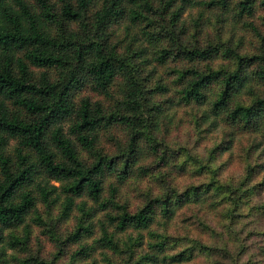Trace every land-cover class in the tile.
I'll return each mask as SVG.
<instances>
[{
  "label": "trees",
  "instance_id": "16d2710c",
  "mask_svg": "<svg viewBox=\"0 0 264 264\" xmlns=\"http://www.w3.org/2000/svg\"><path fill=\"white\" fill-rule=\"evenodd\" d=\"M127 1L130 8L126 0H0V256L5 255L6 248L25 247L30 231L26 220L36 211L38 201L48 210L59 204L60 214L66 218L80 199L78 207L89 219L110 207L116 212H106L108 225H114L118 231H138V237L129 236L121 247L114 233L103 226L105 221L99 220L101 236L96 242L116 257L105 254L107 264H173L214 255L225 259L221 261L226 264H241L239 253L233 255L227 245L208 246L195 239L189 240L190 246L174 253L167 252V236L154 235L146 250L141 246L140 231L149 228L156 209L168 219L181 201L201 200L202 193L195 191L191 200L189 196L184 200L179 195L173 199L166 194L131 212L116 201V188L111 187L109 196H103V185L108 174H115L118 183H124L135 166L140 173L145 169L138 164L143 141L150 142L154 157L159 155L151 127L167 104L173 108L196 105L204 107L203 121L226 128L229 137L241 133L259 137H253L245 151L244 177L238 185L216 179L211 184L231 204L226 208L230 226L239 222L235 211L243 205L252 210L249 215L264 216V200L249 205L252 198L264 192V180L253 182L264 171V92H258L256 87L264 85V48L250 56L241 55L228 45L222 55L235 62L233 69L200 71L192 62L213 58L218 46L193 47L183 40L184 32L175 28L182 9L192 0H181L175 12L176 4L170 0L156 9L149 0ZM230 3L231 0H209L208 7L220 5L226 9ZM96 4L98 8L92 13L91 7ZM256 4L264 6V0H238L239 20L251 17ZM126 14L132 24L146 21L145 33L148 31L149 36L168 42V47H162L156 56L158 65L164 66L168 58H173L175 64L185 63L183 69L172 70L173 85L177 87L173 95L168 96L171 89L163 83L148 87L149 74L144 73L150 61L143 49L132 51L129 42L122 52L109 40L107 29ZM151 14L159 17L158 31L153 30L157 25ZM262 22L264 25V16ZM247 25L259 35L253 24ZM260 41L264 45V35ZM32 68L42 71L36 75ZM118 78L122 79V95L108 108L89 97L76 103L75 94L86 85L96 93L110 96ZM212 84L218 87L210 93ZM155 94L162 97L161 102L152 100ZM117 124L125 127L127 139L124 144L118 143L115 155H109L99 149V134ZM12 139L17 144L9 153ZM223 143L228 144L229 140L210 151L211 159L216 158V150L226 147ZM80 151L91 153L93 158L84 160ZM163 157L160 159L167 165L169 157L165 153ZM50 181L60 183V192ZM86 199L97 205L93 213L91 207H86ZM33 219L36 224H43L40 215ZM89 227L83 226L82 221L67 241H78ZM19 228L22 236L16 233ZM49 229L51 232V226ZM260 234L264 241V232ZM87 247L81 246L78 253L86 255ZM257 251L264 255V244ZM252 257L254 254H250L248 261L252 262ZM30 261L46 264L38 257ZM28 262L23 259L22 264Z\"/></svg>",
  "mask_w": 264,
  "mask_h": 264
},
{
  "label": "rangeland",
  "instance_id": "374dc122",
  "mask_svg": "<svg viewBox=\"0 0 264 264\" xmlns=\"http://www.w3.org/2000/svg\"><path fill=\"white\" fill-rule=\"evenodd\" d=\"M149 1L154 9L167 2V0ZM170 2H174L173 5L176 4L173 6L174 12L182 4L181 0H170ZM208 2L209 0H192L191 3L184 6L175 23V28L184 32L183 40L189 45L199 49H206L209 45L218 46V52L212 55L213 58L194 60L192 64L195 68L205 72H208L209 69H233L235 62L222 55L228 45L241 55L251 56L262 52L264 45L261 43L260 37L264 35L263 5L256 4L251 17L244 16L239 20L236 6L238 0H231L226 9L220 5L209 8ZM130 4L126 0L127 8L131 7ZM134 7L140 9L139 6ZM97 8L98 4L93 5L91 12L93 13ZM151 16L157 25L153 30L158 31L161 28L158 25L159 17L152 14ZM247 24H253L259 35H256ZM146 29H148L146 21L132 24L126 14L123 19L107 29V35L119 51H125L129 42L133 49L130 50L143 49L150 61L144 73L145 75L149 74L148 87L152 88L156 82L166 84L171 89L168 96H171L177 88L173 85L175 74H172V70L185 66V63L182 61L175 64L173 58H168L169 61L164 66L158 65L156 56L162 47H168V42L156 36L152 38L147 33L148 31L145 33ZM149 37L151 38L149 39ZM187 64L188 62L186 66ZM32 69L36 75L42 71V69ZM150 70H152V74H150ZM50 74L53 76L55 72L52 71ZM217 87V84H212L209 92H214ZM256 87L258 92H264V85L260 84ZM121 88H123L121 78H118L114 83L110 90V96L96 93L90 89L89 85H86L75 94V101L79 103L82 97H89L92 101L101 102L104 108H108L121 98ZM152 100L161 102L162 97L155 94ZM245 100H248V97ZM167 105L168 107L162 110V114L153 119L151 127L152 136L157 140L156 148L159 155L154 157L150 153V142L143 141L141 143L143 150L138 164L145 169L140 173L137 169L139 167L135 166L136 169L124 183H118L115 174L106 175L103 196L108 197L110 188H116V201L121 205L124 204L129 211L134 212L149 200L164 197L166 194L172 196L173 199L179 195L180 199L184 200L186 196H189V200H191L195 191L202 193L201 198L203 199L201 200L181 201L168 219L163 217L159 208L156 209L154 220L150 223L149 228L140 231L141 246L146 250L148 243L154 241V235L157 237L167 236L170 241L166 244L169 249L167 252L174 253L190 246L189 240L195 239L208 246L227 245L233 255L239 253L238 258H241V264L250 262L248 261L250 254H254V257L251 258L252 262L249 264H264V255L257 251L258 246L264 244L263 236L260 234L264 232V216L257 218L249 215L252 210L243 205L235 211L236 219L239 222L230 226L226 208L231 207V204L226 203L221 198L223 192L215 191L211 184V180L216 179L221 183H231L236 186L243 180L245 151L256 135L241 133L229 137L226 128L216 127V125L210 124L209 120H202L201 113L204 107L192 105L173 108L169 104ZM99 135V149L101 148L109 155H115L118 143L124 144L127 139V132L121 124H117L107 131H101ZM255 138L259 139L258 136ZM223 140H229V143H223V146L226 147L216 150V158L211 159L210 151ZM16 144L17 141L12 139L7 152L13 153ZM80 153L84 160L88 161L93 158L91 153L84 151H80ZM164 153L169 157L167 165L163 164L160 159ZM261 180H264V171L260 172L253 182H261ZM50 183L56 185L60 192L59 182L50 181ZM166 183L172 188L165 189ZM34 193L37 195V192ZM259 200H264V192L252 198L249 205L259 204ZM85 201L86 207H91V213L98 208L89 199ZM75 202L77 205L73 206L66 218H63L60 214L59 204L48 210L42 201H38L36 211L31 212L26 220L30 231L25 247L6 248L5 255L0 256L2 261L0 264H22L23 259H28L29 262L26 264H36L30 261V258L33 257H38L46 264H107L104 259L105 254L112 258L116 257L109 249L96 242L101 236L99 220L105 221L103 226L114 233L115 239L121 247L129 236L138 237V231L133 228L118 231L114 225H108L105 214L107 211L115 214V209L107 207L105 210H99L92 219H89L88 215L83 214L78 207L80 199ZM36 215L41 216L43 224H36L37 221L33 219ZM82 221L83 226H90L88 231L82 233L83 236L78 241H67L68 236L78 228ZM50 226L51 232H49ZM16 233L22 236V228H19ZM81 246H88V252L85 249L86 255L78 253ZM221 260H223L221 257L214 255L209 258L205 256L202 258L193 257L188 261L173 264H221L226 261L225 259Z\"/></svg>",
  "mask_w": 264,
  "mask_h": 264
}]
</instances>
